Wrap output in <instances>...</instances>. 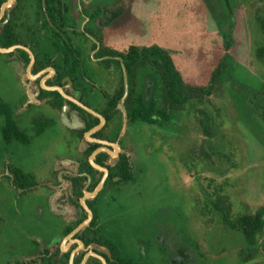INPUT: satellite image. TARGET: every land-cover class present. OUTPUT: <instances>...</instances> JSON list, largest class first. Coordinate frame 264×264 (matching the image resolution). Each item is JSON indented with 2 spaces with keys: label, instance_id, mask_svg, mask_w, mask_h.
<instances>
[{
  "label": "flooded vegetation",
  "instance_id": "obj_1",
  "mask_svg": "<svg viewBox=\"0 0 264 264\" xmlns=\"http://www.w3.org/2000/svg\"><path fill=\"white\" fill-rule=\"evenodd\" d=\"M169 12V0H0V49L9 50L0 55L20 80V89L18 81L10 88L13 102L0 96V264H199V246L188 247L167 221H153L147 242L129 250L115 217L140 173L132 130H183L189 104L199 130V111L209 110L196 105L211 97L238 44L231 13L218 65L208 86L199 85V63L189 66L171 39ZM253 16L261 46L264 8ZM172 66L187 86L212 87L211 95L173 109L166 101ZM140 100L153 110L152 124L129 119ZM214 128L209 139L217 120ZM44 136L57 143L46 169L28 155ZM230 228L238 231L235 222ZM263 232L253 245L244 240L240 255L254 258L241 263L264 264Z\"/></svg>",
  "mask_w": 264,
  "mask_h": 264
},
{
  "label": "rangeland",
  "instance_id": "obj_2",
  "mask_svg": "<svg viewBox=\"0 0 264 264\" xmlns=\"http://www.w3.org/2000/svg\"><path fill=\"white\" fill-rule=\"evenodd\" d=\"M169 4L171 39L179 43L182 57L193 63L189 66L199 63L197 76L203 86H208L218 65L220 37L231 26V13L236 15L233 35L238 44L234 51L229 48L230 62L213 85L211 97L196 105L216 114L217 133L213 139L202 135L192 104L186 108L183 130L134 128L140 173L119 198L115 217L124 225L129 250L136 248L138 239L147 242L153 221H167L188 247L199 246V264H244L239 255L245 238L230 227L236 216L264 206V64L255 58L263 38L252 24L264 0H241L239 5L237 0H169ZM3 58L0 55V96L11 103L10 88L18 81L20 89V80L5 69ZM193 76L187 77L190 84ZM49 141L44 136L28 151L30 161L41 160L45 169L57 153V143ZM219 200L231 207L230 215L216 210ZM261 239L264 242V232Z\"/></svg>",
  "mask_w": 264,
  "mask_h": 264
},
{
  "label": "trees",
  "instance_id": "obj_3",
  "mask_svg": "<svg viewBox=\"0 0 264 264\" xmlns=\"http://www.w3.org/2000/svg\"><path fill=\"white\" fill-rule=\"evenodd\" d=\"M259 22L261 32L264 35V19L260 18ZM256 57L260 62L264 64V45H261L257 48ZM166 88V101H170V104L173 109H177L179 106H181V104L184 105L185 103L193 99H199V101L202 103L203 98L209 97L211 95L212 89V87L193 88L187 86L185 83L182 82L179 74L173 66L171 68L168 79H166ZM129 111V119L131 121H141L148 124H152L153 110L149 109L148 106H146V103L143 102V100H140L138 108H132ZM155 113L157 115L159 114L161 118H164V111H161L159 113L158 110H155L154 114ZM216 120L217 116L215 113L210 111L207 112L206 110L199 111V124L202 133L206 138L212 137L215 131L214 122ZM122 179L124 182L131 181V176L130 173L127 171L126 165H124L123 167ZM218 203L219 205L218 207H216V210L223 216L226 214L230 215L231 207L223 206L224 203H221L220 200ZM235 229L242 232L247 243L253 245L256 241L257 236L264 229V206L253 214H240L236 216ZM244 256L245 255L243 253L240 255L241 258H244ZM249 258L253 259L254 254L251 255ZM249 258L246 256L243 261H246V259L248 260Z\"/></svg>",
  "mask_w": 264,
  "mask_h": 264
},
{
  "label": "water",
  "instance_id": "obj_4",
  "mask_svg": "<svg viewBox=\"0 0 264 264\" xmlns=\"http://www.w3.org/2000/svg\"><path fill=\"white\" fill-rule=\"evenodd\" d=\"M0 52H1V53H7V52H9V50H1V49H0ZM95 115H96V114H95ZM100 119H101L102 122L104 121L103 118L100 117ZM100 188H101V186H100ZM100 188L98 189V191L100 190Z\"/></svg>",
  "mask_w": 264,
  "mask_h": 264
}]
</instances>
